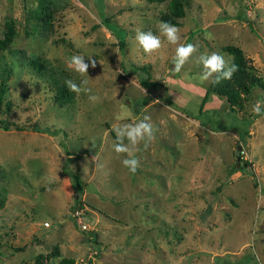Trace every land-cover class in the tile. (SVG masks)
Masks as SVG:
<instances>
[{
	"label": "rangeland",
	"instance_id": "rangeland-1",
	"mask_svg": "<svg viewBox=\"0 0 264 264\" xmlns=\"http://www.w3.org/2000/svg\"><path fill=\"white\" fill-rule=\"evenodd\" d=\"M171 1L0 0V118L14 124L0 127V264H264V87L234 108L213 95L201 111L214 78L194 62L213 51L232 62L225 46L237 45L264 79V0H182L173 25L198 51L179 74L178 45L162 37L148 56L136 40L159 35ZM74 55L95 61L97 99L73 92L61 105L58 88L81 82L66 67ZM145 115L154 139L137 146L132 174L114 127Z\"/></svg>",
	"mask_w": 264,
	"mask_h": 264
},
{
	"label": "clouds",
	"instance_id": "clouds-1",
	"mask_svg": "<svg viewBox=\"0 0 264 264\" xmlns=\"http://www.w3.org/2000/svg\"><path fill=\"white\" fill-rule=\"evenodd\" d=\"M157 27L159 35L154 34L150 30L137 31L136 40L138 45L148 56L157 53L163 47L162 37L168 44L178 45L175 47V52L172 56V64L174 65L172 71L179 74L193 57L194 53L198 51V46L193 43H179L181 40L180 29L169 22L161 21ZM194 62L198 66H202L200 80L204 82L214 78L213 82L219 84L222 80H230L235 72L238 71V66L235 63L231 62L230 59H226L224 54L215 51L210 54L207 52L201 53ZM65 63L69 71H74L81 77L79 85L71 79L65 81L69 91L77 95L84 92L89 94L90 100L95 101L97 97L91 95V89L87 87L88 80L86 78L89 67L94 68L96 66L95 61L90 60L86 62L82 55H74ZM252 112L255 115L261 114L262 105L260 101H257L253 105ZM114 131L116 133V141L113 144V150L118 159L121 157V154H126L121 163L130 173L135 174L140 166V162L134 156V151L141 142L144 143V148L147 149L154 139L151 117L145 115L134 123H126L122 126L114 127ZM125 140H127V144L124 143ZM97 167L102 166L97 164ZM261 199H264V196ZM83 227L87 230V225Z\"/></svg>",
	"mask_w": 264,
	"mask_h": 264
},
{
	"label": "trees",
	"instance_id": "trees-1",
	"mask_svg": "<svg viewBox=\"0 0 264 264\" xmlns=\"http://www.w3.org/2000/svg\"><path fill=\"white\" fill-rule=\"evenodd\" d=\"M170 14L171 17L166 18L165 21L169 22L171 24H179V19L182 18L185 14V4L182 0H172L171 5H170ZM123 41L121 40L120 43ZM2 47H6L4 43ZM225 50L229 52L233 56L232 62L235 63L238 66V71L235 72V74L232 76L230 80H222L219 84L212 83L210 84L209 87L206 89V93L203 97V101L201 104V111H203L205 104L209 102L212 99V96H218L221 98L226 97L227 102L230 104L231 107H235L238 105L243 104V99L248 96L252 88L255 85H260L264 87V79L262 77H259L255 73H253V68L249 64V60L245 55L244 50L237 45H227L225 46ZM1 52H0V58H1ZM33 64L35 65L36 68L42 69L43 64L40 61L33 60ZM142 83L147 84L148 86L150 85H155V83H150L147 80H143ZM6 91V79H2L0 82V111H1V106L4 102V94ZM74 93L70 92L69 89L66 87V84L61 85V87L58 88L57 90V95H56V100L59 102V104L63 105L65 103H68L69 101L72 100ZM10 103H6V107H9ZM14 124H12L10 121L1 119L0 118V127L3 128L4 130H10L11 127ZM17 129H24L25 127H22L20 125H16ZM53 133V131H52ZM56 133V132H55ZM66 173L71 175V171H68L67 169L65 170ZM73 179L75 181V184H77L80 187L79 184V178L75 175H73ZM83 201L78 200L76 201L75 206H73V209H78L83 207ZM37 264H45L44 263V257L43 255H39L37 257ZM61 264H74V260L72 258H64L61 261Z\"/></svg>",
	"mask_w": 264,
	"mask_h": 264
},
{
	"label": "water",
	"instance_id": "water-1",
	"mask_svg": "<svg viewBox=\"0 0 264 264\" xmlns=\"http://www.w3.org/2000/svg\"><path fill=\"white\" fill-rule=\"evenodd\" d=\"M240 149H241V146L239 145V146H238V150H237L238 160L241 159V156H240V154H241V153H240ZM91 188H92V185L89 184V185H88V191H94V190H95V188L92 189V190H91Z\"/></svg>",
	"mask_w": 264,
	"mask_h": 264
},
{
	"label": "built area",
	"instance_id": "built-area-1",
	"mask_svg": "<svg viewBox=\"0 0 264 264\" xmlns=\"http://www.w3.org/2000/svg\"><path fill=\"white\" fill-rule=\"evenodd\" d=\"M78 213V212H77Z\"/></svg>",
	"mask_w": 264,
	"mask_h": 264
}]
</instances>
